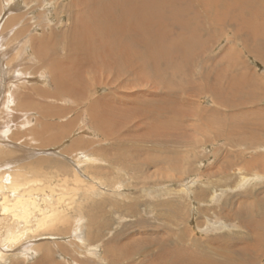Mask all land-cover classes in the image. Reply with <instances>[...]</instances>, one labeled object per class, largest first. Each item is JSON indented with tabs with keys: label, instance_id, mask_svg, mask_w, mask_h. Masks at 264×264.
Instances as JSON below:
<instances>
[{
	"label": "rangeland",
	"instance_id": "obj_1",
	"mask_svg": "<svg viewBox=\"0 0 264 264\" xmlns=\"http://www.w3.org/2000/svg\"><path fill=\"white\" fill-rule=\"evenodd\" d=\"M0 1V180L7 187L0 189V264H36L46 252L43 264H171L177 248L192 254L186 256L191 261L215 253L210 258L222 264H264V63L246 48L249 42L236 38L231 23L200 19L205 35L197 37L204 42L199 55L222 85L234 84L235 76L249 70L259 81L255 97H240L242 105L234 108L216 103L204 84L189 83L199 84L201 74L192 63L187 77L182 71L176 75L180 96L170 95L176 113L166 137L152 133L153 119L127 108L143 104L140 98L163 99L166 89L152 83L155 75L136 81L129 72L114 77L91 62L82 71L72 70L68 47L80 24L78 4ZM197 1L198 10L200 3H212ZM250 1L241 12L247 20L258 17L253 30L264 39L258 34L264 0ZM79 88L83 97H77ZM110 94L114 104L106 111L110 117L101 120L103 132L90 104L102 110ZM115 107L128 110L120 115ZM9 180L32 185L41 200L54 189L69 212L57 213L40 228L36 221L25 224L12 212L4 214L3 192L11 194V204L16 196ZM73 224L78 242L70 234ZM20 229L24 235L16 243L6 239Z\"/></svg>",
	"mask_w": 264,
	"mask_h": 264
},
{
	"label": "bare ground",
	"instance_id": "obj_2",
	"mask_svg": "<svg viewBox=\"0 0 264 264\" xmlns=\"http://www.w3.org/2000/svg\"><path fill=\"white\" fill-rule=\"evenodd\" d=\"M197 2H198L197 0H192V1L191 0H73V2L71 3L72 7L75 4H78L81 7V11H80L81 18H79L80 24L79 25L75 24L74 26L75 29L73 28L74 34L71 38L73 40V43H71L70 46L68 47L69 48L68 56L74 58L75 60V64H74L75 67H72V70L82 71V69L87 68L89 62H91L95 64L96 70H102L104 73L111 72L114 77L120 76L123 73L124 74L122 75V77L125 76L126 74L132 73L134 74L133 78L136 81L137 80L136 77L143 79V76L149 77L147 74L155 75L156 76L155 79L152 77L153 78L152 83L156 85L160 84V89L162 88L166 89L164 90V92L162 91L159 92V93L162 92V94H164L163 99H158L156 97L140 98L139 101L140 100L143 101L142 102L143 104L138 103L140 104L139 107L138 105L137 106L132 105L133 108L127 107L130 111L129 113L131 114L134 113L136 115L142 116V119L144 120H147V119L154 120V124H151V128H153L152 130L153 134H154L153 131H156L159 134L164 132V135H165L166 133L165 127L168 128L170 127V125H172L173 119L176 113V107L174 105V102L171 101L170 95L173 94L175 97L180 96V94L176 93L178 90L177 85H179V83L176 80V75L182 71V76L187 77V75L190 74L188 73V70L192 68L191 67L192 63H195L197 70H201V74H200V78L198 79L199 84L193 83L191 81L189 82L190 84H196L197 86H202L204 84L205 89H207L208 91L210 90L213 93L214 98H217L216 103H221L225 106L227 103L228 105L233 106L232 108H234V106L236 107V105L239 106V104L242 105V103L239 102L240 97L245 96V97H249L250 99L255 97L253 93H256V90H255L256 85H259L258 79L254 81L253 77L249 76L248 74L249 70H248L247 72H244L243 74H241V76L239 77L235 76L236 79H235L234 84L231 83L232 85H230L229 83L227 86L222 85L221 84L222 81H220L221 77L215 76V74H214L215 77H213L209 71L205 70L204 60L202 59V55L201 56L199 55L203 47L202 44L204 42H200L197 39V37H199L200 39L205 35V30L202 24H200L201 23L200 19H202L203 21V18L207 17L208 22L212 23V25L218 20L231 23L232 24L231 27H233L235 30L236 38L241 37L242 39L249 42V43H246V48L252 51L253 53H256V55H258L261 61H263L264 63V39L258 38L260 36L254 33L256 30L255 31L253 30V27L256 26V23L254 22V20L257 21L258 17H256L255 15L256 18H248L247 20L245 15L241 12L247 8L246 7L247 4H252V1L250 0H212L211 5L214 3L215 6H211V5L209 6L208 3L202 2L203 4L200 3L202 7H200L199 10L198 8H196ZM157 7H159L160 11L155 12ZM232 11L237 13L239 18L238 17L236 18L235 14L230 16ZM248 11H250V9ZM161 14H163L164 16H161ZM12 19L16 21V18H12ZM12 19L11 21L13 22ZM261 25L262 27H260L261 29L258 31L259 32L258 34H260L262 37L264 35V25L263 24ZM241 33L243 35H240ZM208 35L210 36V34ZM259 39L263 40V42L259 43L258 42ZM259 44H263V45L259 46ZM76 52H79L78 56ZM192 74H194V72ZM79 76L80 75H78V78L73 79L75 80L73 82L74 84L72 83L73 87L77 88L79 86L80 81H81V78ZM179 76H181V74H179ZM185 77L183 78L186 81V79L188 78H185ZM232 78L234 77L232 76ZM184 79L182 80L184 81ZM89 82L92 83L91 80H89ZM190 84H188V86H191ZM83 95L84 93H82V89L79 88L77 97H83ZM108 99H110V102L107 101L105 105L103 104L101 105L103 107L102 110L99 109V106L96 105L95 103L90 104V109L94 117L95 125H97L100 128L102 126L101 120L106 119V117H104L105 115L107 117L109 116V112H106V111L111 108V104L112 105L114 104V101L111 99V94L108 96ZM117 108L118 107H115V110L119 111V114L120 113L122 114L124 110H128V109L122 110V107L120 110H117ZM119 124L120 123H117V125ZM155 125H157V127ZM213 127L215 128L214 125L209 123V128H213ZM262 128H263L262 130H264V126ZM101 130L105 132V128L104 129L101 128ZM219 131L220 132L218 134L220 135L223 131L222 129H219ZM169 132L167 133L170 135L172 132L171 133ZM161 136H159V138ZM165 136L167 137V135ZM221 136H224V134ZM230 139H231V136H230ZM150 141L152 140L150 139ZM229 166H232V164ZM32 179H33V176H32ZM4 180H5L4 178L0 180V189L4 187L5 189L7 188L6 186L3 187ZM15 181L13 183L10 181L14 189L13 191L14 192L16 191V196L14 197L13 195V197L15 198V199L13 198V204H11L10 202V198L12 197L11 194H8L9 196H7L5 195L6 193L3 192L4 197H3L2 204H3L4 214H8L12 212V215L14 216L15 219L20 220V221L22 219L23 222H26L25 224H29L31 223V221H36V223L34 224L35 225L34 227L40 228L42 227L43 224L46 223L47 220H49V218L53 217L59 212H67L70 209V207L65 208L64 206H62L63 204H62L61 198L55 195L54 189H51L49 193L44 192L43 194H41V196H43L41 200L39 199L40 193L39 194L36 193L34 191L36 190L35 188H30L32 187V185L25 186L26 183L15 182ZM40 181H43V180H40ZM2 190L0 191L1 195H2ZM95 195H96V192H95ZM12 205H14L15 207ZM132 206L134 207L133 204ZM94 208L92 209L94 210ZM242 213L245 214V212H242ZM33 214L36 216L35 218L32 217ZM37 215L40 216V218L37 217ZM79 217H82V216H79ZM75 218L77 219V217ZM244 218H247V216L245 215ZM244 218H241V219H244ZM80 222L82 223V221ZM147 225H149V223ZM11 226L12 225H10V227ZM76 226L78 225L73 224V227L69 226V228L72 227L70 234H72L73 236L77 232ZM30 227H31L30 228L31 230L32 226ZM91 228H93V226ZM174 229L176 228L174 227ZM20 230H16L17 232H13V230H11L9 234L7 233L6 239L9 238L11 241L16 243V241H18L20 237L24 235L23 230L21 231ZM78 230H81V229H78ZM151 230L154 231V229H151ZM258 232L261 233V231H258ZM168 234H170V231ZM77 235L75 234V239L78 242L79 237L77 238L76 237ZM263 235L264 234H261L262 237ZM173 236L174 235H170V237H173ZM168 238L166 239L168 240ZM177 246L179 245L176 244V247ZM229 252L231 251L229 250ZM191 255L192 254L190 255L186 254V256L188 257H191ZM213 255L211 254V256ZM48 256L49 254L46 252L44 256L41 257L40 261L36 262V264H43V259L45 262V260L49 258ZM186 256L183 254V251L181 250V248L180 249L177 248V252L173 257L171 264H200V263L201 264H222L223 263V262H219L221 261L220 259L217 260V259L210 258L211 256L209 255L201 256L204 258L203 260H199L195 258L197 259L196 261H191L190 259H187ZM218 257H221V256L218 255ZM223 260L225 262V259Z\"/></svg>",
	"mask_w": 264,
	"mask_h": 264
}]
</instances>
